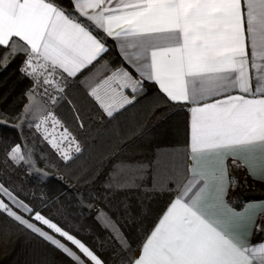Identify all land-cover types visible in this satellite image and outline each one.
Wrapping results in <instances>:
<instances>
[{
	"label": "snow or ice",
	"instance_id": "1",
	"mask_svg": "<svg viewBox=\"0 0 264 264\" xmlns=\"http://www.w3.org/2000/svg\"><path fill=\"white\" fill-rule=\"evenodd\" d=\"M71 4L68 10L62 0H0V48L4 49L0 63L6 66L9 57L23 53L22 72L63 92L57 75L75 76L93 64L108 51L106 42L112 38L141 80L120 69L91 90L109 117L130 103L124 91L135 94L144 80L158 84L170 101L195 105L190 109L193 178L129 264H264V243L251 245L233 232L231 217L238 214L226 199L236 183L229 175L231 168L245 167L253 174V161L237 152H264V0H71ZM249 66L256 70L254 77ZM113 81L118 87H112ZM105 85L113 93L111 103L99 95ZM49 121L51 128H43V138L69 160L61 145L67 142L70 149L75 137L51 111L42 114L37 130ZM75 151L80 152V147ZM205 152L214 154L222 167L206 171L201 159ZM9 157L10 163L28 165L42 181L49 178L21 145L12 147L6 160ZM125 173L131 169L121 164L113 169L111 180L119 185ZM210 179L216 183L215 218L204 209ZM20 191L0 182V215L50 242L72 264H104L66 230L59 210L45 214L46 200L33 205L19 198ZM101 215L117 226L107 213ZM257 231L264 232V226Z\"/></svg>",
	"mask_w": 264,
	"mask_h": 264
},
{
	"label": "trees",
	"instance_id": "2",
	"mask_svg": "<svg viewBox=\"0 0 264 264\" xmlns=\"http://www.w3.org/2000/svg\"><path fill=\"white\" fill-rule=\"evenodd\" d=\"M62 2L68 10L72 9L71 0ZM106 46L108 51L81 75L99 63H122L110 38ZM3 51L0 48V54ZM25 58V54L20 53L9 57L6 66L0 63V182L20 189L19 198L33 205L39 206L41 199L46 200L45 214L52 212L55 215L59 210L62 213L61 223L66 230L76 234L104 264H129L176 189L151 191L149 200L145 198L149 204H139L149 215L148 218L132 219L129 217L130 212L138 206L134 200L144 197L146 193L104 187L102 182L105 178L102 177L105 172L69 171L70 163H63L36 129L41 114L32 116V103L36 101V95L34 81L21 71ZM79 79L80 77L64 87L57 102L49 107L57 108L63 104L70 106L69 102L73 100L88 101L92 105L89 110L101 113L93 97L80 88ZM154 92L158 91L152 83L143 82L142 90H138L135 96L137 99H145ZM26 107L28 111L25 110ZM49 107L46 106L47 110ZM45 110L43 107V113ZM186 122V112L183 111L184 144ZM160 124L161 119H157L149 130H156ZM92 127L90 125V129ZM16 145H21L25 154H32L36 167L49 174L47 180L42 181L28 165L21 167L14 162L10 163V157L6 160V154ZM229 175L236 181L227 195V200L233 207L240 208L246 202L264 200V182L249 177L242 167L231 168ZM101 213H107L117 226L108 223L104 217L100 219L97 215ZM258 226H264V215L257 220L252 235L254 243L264 238V232L257 231ZM114 228L122 234H113ZM134 228L136 230L132 234ZM0 264H72V261L50 242L0 215Z\"/></svg>",
	"mask_w": 264,
	"mask_h": 264
},
{
	"label": "crops",
	"instance_id": "3",
	"mask_svg": "<svg viewBox=\"0 0 264 264\" xmlns=\"http://www.w3.org/2000/svg\"><path fill=\"white\" fill-rule=\"evenodd\" d=\"M110 40L116 48L122 63H115L114 65L99 63L87 73L81 75L96 62L94 61L93 64L88 65L75 76H68L67 73H63L62 77L57 75L56 80L60 81L59 87L64 89L69 83L80 77V88L86 90L90 95L91 90L100 84L101 81L120 69L127 70L134 79L141 80L138 73L122 59L117 42L112 38ZM248 51L251 61L250 48ZM257 62L260 63V61ZM249 73L250 76L254 77L256 70L249 66ZM144 82L152 83L158 92L152 93L145 99H137L135 96L136 93L133 94L130 89L125 90L124 96L128 98L130 103H125L118 111L114 110L113 116L111 117L107 115L106 111L94 97L93 100L101 110V113L89 110L92 105H89L88 101L78 102L73 100L69 102L70 106L63 104L57 108L53 107L54 104L50 97H55L57 100L61 93L56 91L57 85L55 84L56 87L42 83L36 85L35 82L34 94L36 95V101L32 103V116L37 114H41L42 116L44 107L46 109L45 111H51L61 121L63 127H67L72 136L75 137L76 142L71 145L70 149L67 142L61 145L62 149L68 150V154L71 157L69 160H64L62 151H58L46 140L50 149L63 163H70L68 167L69 171H79L81 173L105 172L102 177L105 178V181L102 182L101 178L104 187H109L114 190L120 189V191L126 190L135 193L143 191V193H146L147 196L143 195L144 197L134 200L136 204L138 203V206L136 205L130 212L129 217L132 219L148 218L149 215L139 204H149V201L145 198L149 200L151 191L176 189L174 196L165 207L164 213L171 202L180 194L184 186L193 178L192 170L195 165V161L192 159L190 130V109L195 105L187 102L170 101L154 81L144 80ZM112 87H118L115 81L112 82ZM46 88L48 89L47 94L45 93ZM99 95L104 98L105 103L112 102L113 93L109 86L105 85L101 88ZM116 100L119 102L120 97H116ZM47 105L48 107L50 105L53 106L47 110ZM183 111L186 112L187 117L185 144L183 140ZM41 116L36 125L40 122ZM157 119H161L159 127L156 130H149L152 123ZM90 125H93L92 129H90ZM44 127L51 128V121L47 125L42 126L40 131L37 130L42 138ZM146 130L148 131L145 132ZM59 131H61V128L57 127V132ZM77 146L81 149L78 153L75 151ZM237 155L247 156L251 159L253 161V174L250 175L248 169L245 167L242 168L252 179L255 176L256 178L254 180L264 182V179H261L264 177V152L257 149L253 153L237 152ZM201 159L205 170L208 172L222 167V165L215 163V155L212 153L205 152ZM230 160L231 156L229 155L228 162ZM121 164L129 166L131 173H125L123 182L116 185L111 180L113 169H118ZM241 164H243V160H241ZM196 179H199V177ZM110 184L112 185L111 187ZM216 195V183L210 179L208 196L204 201V209L210 218H215L219 212V209L215 207ZM229 206L234 213L238 214L236 217H231L232 230L238 238L251 245L264 243V238L259 242H252V235L257 220L264 215V200L249 201L240 208H235L230 203ZM97 216L100 219L103 218L101 214ZM135 230V228L132 229L131 233L134 234ZM112 233L115 235L122 234L116 228L113 229ZM145 240L146 238L138 248L133 260L137 257Z\"/></svg>",
	"mask_w": 264,
	"mask_h": 264
},
{
	"label": "rangeland",
	"instance_id": "4",
	"mask_svg": "<svg viewBox=\"0 0 264 264\" xmlns=\"http://www.w3.org/2000/svg\"><path fill=\"white\" fill-rule=\"evenodd\" d=\"M31 78H32V80L34 81V83L37 85L38 83H37V78L35 77V76H30ZM41 80L43 79L42 77L40 78ZM44 85H46V84H44ZM49 86H52V85H49ZM53 86L54 87H56L54 84H53ZM51 91V90H50ZM59 238V237H58ZM75 250V249H74Z\"/></svg>",
	"mask_w": 264,
	"mask_h": 264
}]
</instances>
